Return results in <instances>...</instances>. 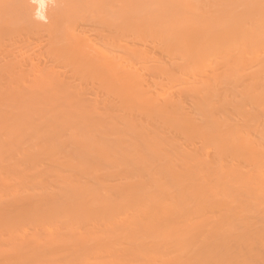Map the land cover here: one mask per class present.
Here are the masks:
<instances>
[{
  "label": "bare ground",
  "instance_id": "bare-ground-1",
  "mask_svg": "<svg viewBox=\"0 0 264 264\" xmlns=\"http://www.w3.org/2000/svg\"><path fill=\"white\" fill-rule=\"evenodd\" d=\"M0 264H264V0H0Z\"/></svg>",
  "mask_w": 264,
  "mask_h": 264
}]
</instances>
